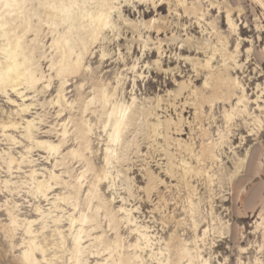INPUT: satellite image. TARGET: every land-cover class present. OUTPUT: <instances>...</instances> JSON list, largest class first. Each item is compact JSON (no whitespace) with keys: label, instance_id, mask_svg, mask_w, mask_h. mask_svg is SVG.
Returning <instances> with one entry per match:
<instances>
[{"label":"rangeland","instance_id":"obj_1","mask_svg":"<svg viewBox=\"0 0 264 264\" xmlns=\"http://www.w3.org/2000/svg\"><path fill=\"white\" fill-rule=\"evenodd\" d=\"M27 2L31 5L32 0ZM178 3L186 6L177 9ZM140 4L136 0L127 11L122 8L129 24L117 27L115 33L109 31L89 48L78 75L67 78L62 86L65 98L59 103L55 102L61 82L49 77L33 87L6 89L7 95L0 92V264H18L20 245L29 238L25 237L26 222L42 218L36 210L41 209L49 222V210L57 219L66 216L60 210H70L68 205L57 202L56 197L72 193L75 179L85 169V187L79 193H87L97 154L109 147L108 140L101 143L100 137L103 124L111 123L106 122L105 112L115 103L130 106L122 143L112 146L119 163L110 175L117 207L124 206L135 221L124 227L126 216L123 222L112 220L124 238L122 246L126 249L135 244L138 229L164 241L166 252L172 240L174 259L179 256L176 249L183 247L193 255L203 249L200 256L217 264H237L238 259L255 264L260 258L264 224L256 226L264 223V128L258 122L264 116V0H144L142 7ZM40 12L45 21V10ZM228 15L234 27L228 24ZM42 30L50 31L46 26ZM24 45L29 50L36 47L31 40ZM30 55L48 71L53 53L41 60V44L35 57L32 51ZM216 82L221 83L220 89ZM45 83L51 87H44ZM103 89L108 92L104 109L96 97ZM229 90L230 99L215 100L212 107L207 102L213 100L212 95L227 97ZM242 95L245 98L238 103ZM226 112L234 115L227 124ZM10 124L14 127L3 128ZM62 125L69 133L67 143L61 136ZM97 125L99 132L88 138L82 135ZM39 142L64 144L60 154H50L49 159ZM80 143L88 144L85 159L73 160L70 149H78ZM10 159L16 161L12 167L19 169L11 175ZM31 172L37 173L35 179ZM36 181L52 182L51 203L34 192L29 195ZM24 185L27 188L21 192ZM103 190L107 193L109 189L105 186ZM107 198L111 201L112 195ZM193 205L199 225L195 229ZM11 216L19 226L14 232L9 225ZM240 217L244 219L238 220ZM108 226L106 220L100 225L105 230ZM52 227L67 232L69 222L64 219ZM205 227L209 231L203 235ZM102 234L91 233L97 237L95 242L85 239L88 247L82 249L81 258L88 264L106 258L88 256L107 243L108 237L103 243L98 239ZM51 236L48 231L39 239L42 242ZM115 237L112 232L111 238ZM241 248L248 251L242 254ZM160 249L156 243L155 251ZM125 258H130L126 251Z\"/></svg>","mask_w":264,"mask_h":264},{"label":"snow or ice","instance_id":"obj_2","mask_svg":"<svg viewBox=\"0 0 264 264\" xmlns=\"http://www.w3.org/2000/svg\"><path fill=\"white\" fill-rule=\"evenodd\" d=\"M143 2L144 0H141V7ZM135 4L136 0H123V4L121 0H32L31 5H29L27 0H23V2L21 0H0V41H4L7 44L6 47H0V55L3 56V59H0V86H6L8 82L13 81L14 76L30 84H40L43 77H49L50 79H59L63 85L69 73L78 75L77 68L82 67L84 63L83 57L88 54L90 47L98 45L107 37L109 31L115 33L117 27L123 29L129 24L121 9L123 8L127 11L128 7H132ZM185 6L178 3L177 9ZM29 7L31 11L25 13V9ZM41 9L51 10L56 15L49 16L45 24L42 18L43 13L40 12ZM177 15H179V12H177ZM9 17L12 18L10 22ZM45 26L50 30L49 32L42 30ZM49 39H51V44L47 43ZM29 40H31L32 45L36 46L31 49L33 57H35L41 44L43 48L41 60L47 59L50 52L53 53L52 63L48 64L47 72L43 71V67L34 58L30 60L25 54L27 49L23 45ZM13 41L15 42V47H13ZM237 86L239 87V85ZM44 87H51V84L45 83ZM205 88H209L207 81L205 82ZM12 90L16 91L15 87ZM3 94L7 95V92L4 91ZM105 99H108L107 96ZM110 106L115 111L116 105L112 104ZM87 113L88 108L86 106L85 114ZM108 115L109 120H111L113 113ZM126 115L127 109L121 106V121L117 122L115 129L110 131V126L103 124L104 135L100 137V141L103 143L107 139L109 147L102 149L101 153L97 154L93 173L94 179L91 184L87 185V193L85 194L81 191L77 194V189L85 187V175L81 174L77 184L73 186L72 193L65 195L63 198L60 196L56 197L57 202L68 205L70 210H60L61 212H66V216L62 215L57 219L55 213L49 210L47 214L50 217L51 222H49L43 218L42 210L38 209L37 214L41 215L42 218L26 222L25 237L36 238L29 239L26 243L20 245L22 251L20 264H73V256L77 257L75 264H88L87 261L79 257L81 256V249L88 247L85 244V239L92 242L96 241L97 237L91 235L93 232L103 233L98 237L102 243L108 237L104 246L111 255L107 259L100 261V264H217L215 261L205 260L202 256H199V251H203V249H198V243L196 259L191 257L185 259L187 250L182 248L176 249L181 258L174 259L172 256L174 242L172 240L168 241L166 252L164 241H156L147 234L142 235L144 230L135 232V245L126 249L122 246L124 238L120 236L119 229L114 226L112 220L119 219L123 222L126 216L128 219L127 224H122L124 227H127L128 224H135V221L131 217V212L126 211L124 206L117 207V196L112 194L113 181L110 179V175L115 165L119 163V154L112 146L122 143V118ZM225 118L231 120L233 116L225 113ZM260 123L261 127L264 128V116L261 117ZM99 131L100 126L97 125L94 126V130L89 128L83 134L88 138ZM64 136L67 143L69 133L65 131ZM77 142L80 141L78 140ZM41 146L46 147L50 154L58 156L63 144ZM28 151H31V149ZM70 155L73 160L77 158L85 159L82 154L74 149H70ZM99 155H103L102 161L99 159ZM51 158L50 155L49 159ZM14 163L16 161L13 160L8 164L9 175L13 171H19V169L12 167ZM20 163H24V161L21 160ZM31 175L35 179L37 173L32 172ZM53 177L55 178L54 171ZM119 178V176L116 177V179ZM163 183L165 182L161 181V184ZM5 184H7V181H5ZM105 186L109 189L107 193L103 190ZM26 188L27 185H24L21 188V192ZM51 188V181L48 182L47 186L44 182H40L39 187L33 183L29 195L31 196L34 192L37 198L43 196L44 199L49 200L51 203V199L47 195ZM3 191L7 193V187ZM109 195H112L111 201L107 198ZM131 198L130 196L129 199ZM119 199L124 204L128 202L124 200L123 196H120ZM5 203L8 202L5 201ZM101 214H103L102 218ZM191 214L193 217L192 226L195 229L199 227L196 221L197 210L195 205L191 208ZM261 214L264 216V208L261 209ZM64 219H67L71 224V228L67 232L64 229L58 230L57 227H52L53 224L58 226ZM105 220L109 221L107 230L100 227ZM13 227H19L15 220L13 221ZM48 231L52 232V236L50 238L46 237L41 242L39 237ZM203 231L207 234L209 229L205 227ZM112 232L116 233L115 239L111 238ZM199 239L200 237H197V241ZM156 243L161 245L158 253L155 251ZM188 243L191 244L193 241L188 240ZM125 251L130 258H125ZM247 251L244 248L240 249L242 254ZM166 255L167 259H165ZM38 256L42 258H37ZM225 264H230V262L225 261ZM237 264H244L243 259H238ZM248 264H253V261L249 260ZM255 264H264V248L261 249V256L255 261Z\"/></svg>","mask_w":264,"mask_h":264},{"label":"bare ground","instance_id":"obj_3","mask_svg":"<svg viewBox=\"0 0 264 264\" xmlns=\"http://www.w3.org/2000/svg\"><path fill=\"white\" fill-rule=\"evenodd\" d=\"M21 2H23V0H21ZM45 10V16H46V20H45V24L47 23V21H48V18H49V16H55L56 15V13H54V12H51V10H47V9H44ZM28 12V10H26L25 9V13H27ZM9 19V22L11 21V17H9L8 18ZM227 22H228V24L231 26V27H234V25L231 23V20H230V18H229V15L227 16ZM7 46V44H6V42H4V41H2L1 43H0V47H6ZM24 46V48L25 49H27V52L25 53L27 56H28V58L31 60V50H29L28 48H26V46L25 45H23ZM13 47H15V42L13 41ZM105 55H102V57H104ZM230 58H231V56H230ZM0 59H3V56L2 55H0ZM33 59V58H32ZM210 61V60H209ZM209 61H208V63H209ZM21 62H23V61H21ZM207 63V64H208ZM80 70V67L79 68H77V72ZM69 77H75V75H72L71 73H69V76H68V78ZM43 79V78H42ZM67 79V78H66ZM64 80V82H63V85L66 83V81L67 80ZM219 79L217 78V81H218ZM214 84H215V82H214ZM22 85H25V86H29V87H33V86H35L36 84H30V83H26L24 80H21V79H18L17 77H13V81H10V82H8L7 83V85L6 86H0V92L1 91H6V89H10V90H12L13 89V87H15V89L16 88H18L19 86H22ZM62 84H60V86H61V89H60V91L58 92V95H57V100H56V102L55 103H59V101L61 100V99H64L65 98V96L63 95V90H62V86H63ZM216 87L218 88V89H220L221 88V83H218V82H216ZM215 87V88H216ZM13 91V90H12ZM213 91V93H214V89L212 90ZM100 92V91H99ZM98 92V93H99ZM229 93H228V96L227 97H225V98H223V97H218V96H213L212 95V97H214V98H212L211 97V99H213V100H208L207 102H209L210 104H211V107H212V103L215 101V100H223V101H226V100H228V99H230V96L232 95V91H228ZM215 95H216V91H215ZM107 96V98H108V92H107V90L106 89H103L101 92H100V97H98V96H96L99 100H100V102L102 103V106H103V109L105 108V104L107 103V100L105 99V97ZM95 98V96L93 97V99ZM244 98H245V96L244 95H242L240 98H239V100H238V103H242L243 101L242 100H244ZM209 99V98H208ZM91 101V100H90ZM115 105H116V107H115V111H114V109H113V107H111V108H109L108 110H106V112H105V115H106V122L108 123V122H111L110 123V126H111V130H113V129H115V127H116V124H117V122L118 121H121V116H120V111H121V106L122 105H119V103H115ZM132 106V105H131ZM244 108H246V105L244 104ZM126 109H127V115L125 116V117H123L122 118V123H123V127L121 128V137H122V132H123V129H124V126H125V122H124V120H125V118H127V116H128V113L130 112L129 110H130V106H124ZM234 110V109H233ZM84 112H85V110H84ZM240 112V111H239ZM109 113H113V115H112V118H111V120H109ZM227 113V112H226ZM228 114H231L232 116H234L232 113H228ZM240 114V113H239ZM224 119H225V122H226V124L227 123H229L230 121H232V119L231 120H228V119H226L225 118V115H224ZM257 121H258V119H257ZM258 122H260V121H258ZM63 126V130H62V132H61V136L64 138L65 136H64V133H65V131H67V129H66V125H62ZM8 128V127H14V125L13 124H10L9 126H7V125H5V126H3V128ZM29 129V125L27 126V130ZM89 129H87V131H88ZM177 131H180V130H177ZM68 132V131H67ZM86 132V131H85ZM80 133V132H79ZM82 133V132H81ZM260 134V136H262L263 135V133L261 132V133H259ZM82 135H84V134H82ZM85 137V136H84ZM86 138V137H85ZM84 140V139H83ZM86 140V139H85ZM86 143V142H85ZM48 144H52V143H50V142H39L38 143V146L41 148V149H43L47 154H49L50 155V153L46 150V147H43V146H41V145H48ZM61 144H64V142H61L60 144H56V145H61ZM84 144V143H83ZM109 144V143H108ZM113 146H117V145H113ZM108 148V147H107ZM73 149V148H72ZM74 150H76L78 153H80V154H82L83 155V152L84 151H86V150H88V144H86L85 146H81V143H80V146H79V148L78 149H74ZM204 158H205V155H203L202 156V159L204 160ZM202 160V161H203ZM10 161H12L11 159H10ZM9 161V162H10ZM200 162V161H199ZM85 170H87L86 172H85ZM85 170H82L81 172H80V174L78 175V177L75 179V182H76V184H77V181H78V179H79V177H80V175L81 174H84V175H86V173L88 172V169H85ZM32 173V172H31ZM55 179H56V177H55ZM40 182H44V184L47 186V184H48V182H45V181H36L35 182V184H36V186L37 187H39V185H40ZM211 183V182H210ZM55 184H58L57 182H55ZM79 191H80V189H77V193H79ZM187 191H188V189H187ZM50 193H47V195H49ZM43 197V196H42ZM44 198V197H43ZM46 200V199H45ZM192 200V199H191ZM191 204V203H190ZM36 211H38V210H36ZM192 216V215H191ZM263 218V217H262ZM241 219H244V217H240V218H238V220H241ZM16 221V224H17V220H16V217L15 216H11L10 217V222H9V225H10V227H11V230L14 232L15 230H16V227L14 228L13 227V221ZM264 219H262V221H263ZM263 222H261V223H259L257 226H256V228H258L259 226H263ZM71 228V224L69 223V229ZM138 229H135V232L137 231ZM11 231V232H12ZM24 231V230H23ZM142 235H144V234H142ZM203 235H205V232H203ZM35 238V237H34ZM29 239H33L32 237H29L28 238V240ZM106 243H104L103 244V246L100 248V249H96V251H94V252H89L88 254V256H92V257H101V258H104V257H106V258H104V259H107V257L108 256H110L111 255V253H109V252H107V250H106V247L104 246ZM133 245H135V244H133ZM129 246H132V245H129ZM128 246V247H129ZM83 249V248H82ZM82 249H81V256L79 257L80 259H82L81 257H82V254H83V251H82ZM182 249H186V248H182ZM197 249V248H196ZM187 251H186V254H185V259H187V258H189V257H191V258H193V259H196L197 258V250H195V255H193V253L192 252H189V250L188 249H186ZM104 253H106L105 255H104ZM199 256H200V254H199ZM21 258H22V253H21V257H19V260H18V264H20V260H21ZM118 258V257H117ZM181 257L180 256H178V259H180ZM72 259H73V264H75V260L77 259V257H75V256H73L72 257ZM89 258L87 257V260H88ZM103 259V260H104ZM97 264H100V262H98Z\"/></svg>","mask_w":264,"mask_h":264}]
</instances>
